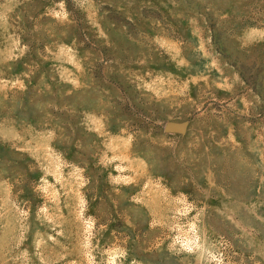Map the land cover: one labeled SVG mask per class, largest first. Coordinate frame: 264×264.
<instances>
[{
  "label": "rangeland",
  "instance_id": "obj_1",
  "mask_svg": "<svg viewBox=\"0 0 264 264\" xmlns=\"http://www.w3.org/2000/svg\"><path fill=\"white\" fill-rule=\"evenodd\" d=\"M0 264H264V0H0Z\"/></svg>",
  "mask_w": 264,
  "mask_h": 264
},
{
  "label": "water",
  "instance_id": "obj_2",
  "mask_svg": "<svg viewBox=\"0 0 264 264\" xmlns=\"http://www.w3.org/2000/svg\"><path fill=\"white\" fill-rule=\"evenodd\" d=\"M179 130H180V126H178V125H174V124L168 123L165 126V131L166 132H177Z\"/></svg>",
  "mask_w": 264,
  "mask_h": 264
}]
</instances>
